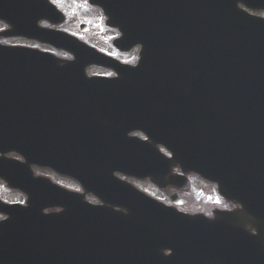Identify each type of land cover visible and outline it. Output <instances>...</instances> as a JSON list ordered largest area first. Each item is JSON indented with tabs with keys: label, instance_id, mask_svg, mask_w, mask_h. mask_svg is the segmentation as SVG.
Returning <instances> with one entry per match:
<instances>
[{
	"label": "water",
	"instance_id": "95a60500",
	"mask_svg": "<svg viewBox=\"0 0 264 264\" xmlns=\"http://www.w3.org/2000/svg\"><path fill=\"white\" fill-rule=\"evenodd\" d=\"M256 1L89 0L102 6L109 17L108 24L119 28L123 23L128 24L122 18L124 12V16L128 13L136 32H139L143 58L149 50L147 43L152 29L164 28L168 33L173 32L177 51L176 80L173 78L175 83L168 85L171 93L161 95L172 94L175 99L163 102L159 113L154 107L156 102L149 100L151 96L160 94L154 85L144 83L143 90L135 88L128 91L129 95L145 98L144 114H134L143 119L145 133L151 140V143L145 142L144 154L132 156L134 162L141 163L139 177H148L157 183V179L164 176L154 174L158 158L155 159V153L148 148L160 142L173 152V157L177 158V154L186 159L193 166V171L202 177L213 175L219 193L240 203L243 211L219 214L208 220L171 211L142 193H138L139 200L134 201L132 194L136 190L127 184L109 181L107 165L101 166L97 155L83 150L82 139L77 154L81 160H93L85 163L96 172L92 191L104 205H89L75 197V202L66 204L61 212L43 218V223L49 224V228L44 230L47 241L43 244V264H172L171 258L140 259L118 255L121 261L108 259V246L104 250L89 251L91 246L85 242L87 239L134 237L156 241L158 247L161 240L162 247L176 248L177 264L191 263L192 259L184 257L191 253L220 259V264H246L247 261L252 264V253L256 258L264 257V154H261L264 153V21L239 6L264 8V0ZM133 5L136 11L132 9ZM81 45L72 49L75 59L64 62L49 55L0 47V80L91 79L84 73L87 63L84 56H89L90 49ZM153 65L155 63L149 68ZM116 68L117 80H133V76L153 79L141 65L131 70L121 65ZM161 78L168 80L171 76L164 73ZM0 87V95L11 100L10 110L25 111L16 105L19 92L15 85L1 84ZM216 105H220V110L240 112L236 120H241V132H237L236 138L222 126L225 117L214 113ZM35 119L33 116L31 121ZM5 120L8 119L0 114V136L8 133L1 130L11 128L18 131L15 133L25 142V119L8 120L9 123ZM152 132L155 137L149 134ZM242 132L250 137L243 136ZM49 157L53 160H47L56 164L50 165L64 173L63 168L57 169L60 165L57 155ZM67 173L76 177L74 172ZM113 206L125 211H114ZM254 207H259V210L255 211ZM241 214L243 217L256 216L260 220H253L258 221L260 234L252 236L246 232L239 220ZM29 231L35 235L41 232V228L34 227ZM253 238L258 242L255 247H252ZM35 243L34 248L39 242L33 239ZM3 246L16 247L18 251L25 249L18 236Z\"/></svg>",
	"mask_w": 264,
	"mask_h": 264
},
{
	"label": "flooded vegetation",
	"instance_id": "af4514ba",
	"mask_svg": "<svg viewBox=\"0 0 264 264\" xmlns=\"http://www.w3.org/2000/svg\"><path fill=\"white\" fill-rule=\"evenodd\" d=\"M52 4H54L58 10L62 11L64 16H62V20H58L55 17H50L49 14V9L45 8V9H40L39 8V3L38 0H28L27 3L29 4L28 7V13H27V17L32 18V17H39L38 21H37V25L38 27H43V28H53L55 30L58 31H67V32H71L73 34H75L76 32H78V30L80 29V25L79 22L76 21V18L73 17L74 15V3H77V0H49ZM92 9H95L92 7ZM96 10V9H95ZM21 11L22 8H19L17 10H14V16H15V26L20 22L21 20ZM56 13V12H54ZM57 14V13H56ZM58 15V14H57ZM59 18V17H57ZM101 27V28H100ZM100 29L104 32L108 31L109 29L107 27H103L100 25ZM7 26L4 22L0 21V31H4L6 30ZM113 32V35H115L113 29H110ZM15 32V36L13 37H2L1 38V42L4 44H9V45H21V46H26V47H32V48H37L40 50H46V51H51L54 52L58 55H64L63 52L54 49L52 46L41 43L39 41H37L36 39H34L35 37H39L37 32L31 33V37L30 35H28L29 33L27 32V28L23 27L21 25H17L16 26V31ZM116 32V31H115ZM117 35V34H116ZM107 52V51H106ZM108 54L112 55L113 57H115L116 59L124 62V63H134V61L136 60V49H132L129 51H116L113 47H109V50L107 52ZM92 70H95L98 74H105V75H110L111 72H109L108 70H104L101 68H95L92 67ZM172 174H179V170L176 169H172ZM32 172L34 173L35 176H47L50 177L53 181L60 183L62 185H67L69 188H71L72 190H79V186L71 181L70 179L61 177V176H57L54 173H52L50 170L48 169H44V168H38V167H32ZM32 177V176H31ZM188 180L190 181V179L193 178L192 175H187ZM173 191L177 192L178 195H181L182 192L175 188V187H170L169 191L170 194L173 193ZM167 192V193H168ZM26 199V195H24L23 193H21L18 190L15 189H10L8 187H6V185L0 180V201L6 203V204H15V203H24ZM185 205H189V203L186 201ZM0 207H1V203H0ZM223 208L226 209H231L230 206L225 205ZM209 211L210 208H207ZM5 215L4 212L1 211L0 209V221L2 219H4Z\"/></svg>",
	"mask_w": 264,
	"mask_h": 264
},
{
	"label": "rangeland",
	"instance_id": "374dc122",
	"mask_svg": "<svg viewBox=\"0 0 264 264\" xmlns=\"http://www.w3.org/2000/svg\"><path fill=\"white\" fill-rule=\"evenodd\" d=\"M74 6H75L74 7L75 18L76 19H85L88 21V23L90 25L89 30L86 32V39L89 42H93V43L96 42L97 44L102 45V47L107 48L106 42L108 43L110 36L113 35V32L110 29L108 31L104 32L97 26L96 17L99 13L95 12L94 10L88 9L86 6H82L81 0H77V3H74ZM114 33L117 34V32H115V31H114ZM90 71L93 72L94 70L90 69ZM135 183L139 188L143 189L144 191H146L148 194H150L152 196L155 195V193H157V191H155V189L152 187V185H150L146 181H143V182L136 181ZM194 187L197 189L198 194L201 193L204 196L205 200H211V197L213 195L207 188H205L203 186V184L194 183L193 188ZM187 196H189V195L187 194ZM191 197L193 198V196H191ZM198 200L204 201V199H202V198H198ZM203 203H205V202H203Z\"/></svg>",
	"mask_w": 264,
	"mask_h": 264
}]
</instances>
